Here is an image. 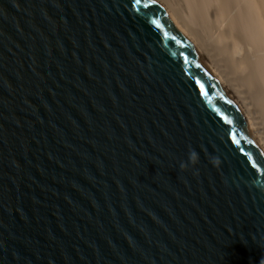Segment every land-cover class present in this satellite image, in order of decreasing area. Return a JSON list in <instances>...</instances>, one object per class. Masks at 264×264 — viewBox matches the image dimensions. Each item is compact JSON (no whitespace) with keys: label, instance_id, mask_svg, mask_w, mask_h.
<instances>
[{"label":"water","instance_id":"95a60500","mask_svg":"<svg viewBox=\"0 0 264 264\" xmlns=\"http://www.w3.org/2000/svg\"><path fill=\"white\" fill-rule=\"evenodd\" d=\"M0 264H264V148L155 0H0Z\"/></svg>","mask_w":264,"mask_h":264},{"label":"bare ground","instance_id":"6f19581e","mask_svg":"<svg viewBox=\"0 0 264 264\" xmlns=\"http://www.w3.org/2000/svg\"><path fill=\"white\" fill-rule=\"evenodd\" d=\"M198 46L264 148V0H155Z\"/></svg>","mask_w":264,"mask_h":264},{"label":"snow or ice","instance_id":"6c2138e0","mask_svg":"<svg viewBox=\"0 0 264 264\" xmlns=\"http://www.w3.org/2000/svg\"><path fill=\"white\" fill-rule=\"evenodd\" d=\"M136 3H140V0H135Z\"/></svg>","mask_w":264,"mask_h":264}]
</instances>
